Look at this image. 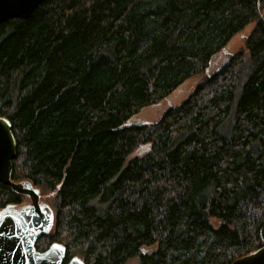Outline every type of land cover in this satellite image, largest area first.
<instances>
[{"label":"trees","instance_id":"obj_1","mask_svg":"<svg viewBox=\"0 0 264 264\" xmlns=\"http://www.w3.org/2000/svg\"><path fill=\"white\" fill-rule=\"evenodd\" d=\"M198 74L179 105L125 126ZM0 116L11 179L53 211L36 249L62 243L63 264H229L263 244L264 0H43L0 23ZM24 198L0 181V209Z\"/></svg>","mask_w":264,"mask_h":264},{"label":"water","instance_id":"obj_2","mask_svg":"<svg viewBox=\"0 0 264 264\" xmlns=\"http://www.w3.org/2000/svg\"><path fill=\"white\" fill-rule=\"evenodd\" d=\"M43 0H0V23L10 18L27 19ZM146 123L138 117L127 120L125 126ZM16 153V141L8 118L0 116V181L29 202L13 204L0 209V264H63L65 246L52 242L46 249H36L37 239L52 226L53 211L41 200L40 191L31 182L11 179L12 159ZM263 244L229 264H264V223L259 229ZM65 264H84L80 257H71Z\"/></svg>","mask_w":264,"mask_h":264},{"label":"rangeland","instance_id":"obj_3","mask_svg":"<svg viewBox=\"0 0 264 264\" xmlns=\"http://www.w3.org/2000/svg\"><path fill=\"white\" fill-rule=\"evenodd\" d=\"M252 27H253V22L247 24L243 29L237 32L226 45L225 52L220 51L212 57L211 62L207 66V72L209 73L212 72L221 63L224 62L227 56L236 53L242 48H244V39L250 33ZM202 78H203V74H198L188 78L183 83H181L174 91H172L170 94L165 96L160 101L156 102L153 105H149L141 109L136 114V118L138 117L139 119L145 120L146 122H150V123L156 121L166 108L170 106H177L182 101H184L192 93L194 88L200 83ZM144 152H145L144 148L142 147L136 148L132 152L130 157L141 155ZM26 201L27 202L29 201V198L27 196H25L24 198V202ZM210 222L215 227L221 223V221L216 217H211ZM154 248H155V244L149 246H143V250L146 252H151L152 250H154ZM137 262H138L137 258H131L125 264H137Z\"/></svg>","mask_w":264,"mask_h":264},{"label":"snow or ice","instance_id":"obj_4","mask_svg":"<svg viewBox=\"0 0 264 264\" xmlns=\"http://www.w3.org/2000/svg\"><path fill=\"white\" fill-rule=\"evenodd\" d=\"M4 235V233L3 232H0V237H2Z\"/></svg>","mask_w":264,"mask_h":264},{"label":"flooded vegetation","instance_id":"obj_5","mask_svg":"<svg viewBox=\"0 0 264 264\" xmlns=\"http://www.w3.org/2000/svg\"><path fill=\"white\" fill-rule=\"evenodd\" d=\"M46 249V248H45ZM44 250V249H43ZM40 251H42V250H40Z\"/></svg>","mask_w":264,"mask_h":264}]
</instances>
